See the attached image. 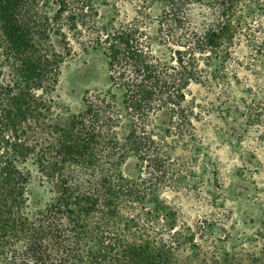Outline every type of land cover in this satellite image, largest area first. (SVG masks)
<instances>
[{"label": "trees", "instance_id": "1", "mask_svg": "<svg viewBox=\"0 0 264 264\" xmlns=\"http://www.w3.org/2000/svg\"><path fill=\"white\" fill-rule=\"evenodd\" d=\"M261 6L139 0L131 20L98 25L94 0H0V264H191L178 259V233L160 235L149 220L146 203L157 199L167 151L147 124L162 110L171 121L186 120L191 83L229 86L228 61L241 37L255 40L251 17ZM74 41L102 51L108 83L85 90L81 111L63 122L45 118L42 145L26 128L41 122L52 101L33 93L54 86ZM129 158L152 175L149 183L121 171ZM28 163L58 183L34 209ZM211 263L264 264V245L245 258L223 252Z\"/></svg>", "mask_w": 264, "mask_h": 264}, {"label": "rangeland", "instance_id": "2", "mask_svg": "<svg viewBox=\"0 0 264 264\" xmlns=\"http://www.w3.org/2000/svg\"><path fill=\"white\" fill-rule=\"evenodd\" d=\"M259 1L262 6L253 9L250 24L255 40L241 37L228 61L229 86L191 83L185 90L190 109L186 120L171 121L162 110L147 124L167 151L163 179L154 186L157 199L146 203L153 211L149 220L158 234L168 237L176 231L181 237L179 261L212 264L223 252L245 258L264 245V0ZM94 2L101 25L131 20L139 0ZM150 12L155 14L157 8ZM77 45L74 41L73 56L61 65L54 86L33 93L52 101L48 110L41 111V122L30 121L26 128L27 135L42 145L49 137L41 125L45 118V122H63L81 111L85 90L95 93L107 86V60L102 51L90 45L82 50ZM126 125L118 128L120 134ZM165 131L168 134L161 136ZM28 167V205L39 208L58 183L46 182L31 164ZM139 168L137 160L129 158L121 171L128 177L151 180L152 175L141 174ZM192 243L196 254L191 252Z\"/></svg>", "mask_w": 264, "mask_h": 264}]
</instances>
